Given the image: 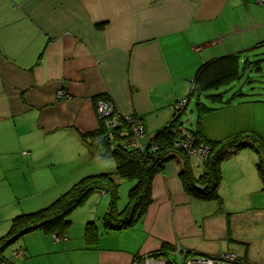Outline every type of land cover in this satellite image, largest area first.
<instances>
[{
  "label": "crops",
  "instance_id": "obj_1",
  "mask_svg": "<svg viewBox=\"0 0 264 264\" xmlns=\"http://www.w3.org/2000/svg\"><path fill=\"white\" fill-rule=\"evenodd\" d=\"M236 2L238 9L232 0H0V236L12 217L34 211L26 209L27 178L34 189L41 182L37 166L44 148L65 149L64 143L77 141L82 153L90 150L82 136L99 127L95 97L106 95L117 114L138 115L146 133L154 135L171 120L175 103L188 96L201 63L232 53L239 55L240 68L245 59L256 60L249 53L258 46L264 50V6L255 0ZM263 62L260 72L248 69L259 78L247 71L246 80L264 84ZM229 105L242 109L223 128L264 139V96ZM92 147V156L110 158L97 155L104 151L102 144ZM180 169V160L173 158L154 176L152 202L135 223L141 238L131 246H123L118 231L96 227L100 234L93 247H69L68 229L59 241L52 234L33 247L20 241L12 254L22 251L16 258L29 264L33 257L64 259L83 248L96 250V264H130L135 254L158 251L166 243L207 255L232 250L250 264H263L247 256V248L230 247L231 225H264L258 174L252 185L241 173L231 185L221 179L219 208L190 197ZM253 193L261 199H246ZM227 196L244 199L228 201Z\"/></svg>",
  "mask_w": 264,
  "mask_h": 264
},
{
  "label": "trees",
  "instance_id": "obj_2",
  "mask_svg": "<svg viewBox=\"0 0 264 264\" xmlns=\"http://www.w3.org/2000/svg\"><path fill=\"white\" fill-rule=\"evenodd\" d=\"M262 62L263 59L259 58L253 61L245 59L240 68L239 55L235 53L206 60L199 65L189 81L190 90L186 99L190 95L218 89L222 85L232 83L241 76L246 68H252L256 72H260ZM237 94L238 91L233 93L231 98H234ZM207 96L213 102H221L223 93L221 91L209 93ZM231 98L228 99L226 104L230 102ZM99 100L110 102L109 98L103 94L94 98V104L97 105ZM196 108V126L189 134L181 128L182 121L180 117L182 110L177 116L171 118L160 131L155 133L145 149L142 150L120 146V139L124 135L123 132H127L129 127L123 115L117 114L114 110L113 114L108 118H100L98 129L92 133L84 134L82 137L89 139L91 154L95 153L92 144H102L104 152L100 153V157L112 158L115 162L114 171L83 176L48 205L35 211L22 212L12 217L7 231L0 236V264H21L18 261L19 259L16 258L19 254L18 251H15V254L13 252L12 259L5 257L4 251L7 246L26 233L39 230L46 234H52V237L57 235L63 238L70 227L71 212L92 191L99 190L110 193L109 210H107L108 212L103 218V228L105 230L119 231L135 224L152 202V181L154 176L161 172L164 164L173 158H178L181 162L179 178L184 191L193 199L202 202L214 201L219 205V208H222L223 200L218 193V187L222 179L221 162L240 149L250 147L258 155L256 170L261 184L260 190L264 192V139L249 131L235 132L220 140L207 139L201 130V118L207 110L212 108L201 101L196 102ZM114 114H116L118 120V125L113 127L117 129L116 139L111 143L109 141V145L107 144L105 148L104 142H106L107 138L106 122ZM185 136L190 138L195 145L203 144L208 147V153L203 159L202 171L199 175L193 173L190 161L191 155L180 145L176 144L178 138L183 139ZM152 146H155L156 149L152 150ZM114 176L129 180L132 183L127 193V203L122 210L115 208L118 186ZM90 222L88 221L84 225L85 247L95 246L98 240L96 227ZM175 248L164 243L161 249L150 254L172 256L171 253H173L172 251ZM172 258L174 257L172 256Z\"/></svg>",
  "mask_w": 264,
  "mask_h": 264
},
{
  "label": "rangeland",
  "instance_id": "obj_3",
  "mask_svg": "<svg viewBox=\"0 0 264 264\" xmlns=\"http://www.w3.org/2000/svg\"><path fill=\"white\" fill-rule=\"evenodd\" d=\"M251 1L253 2V0ZM232 4L235 9L239 8V4L236 2V0H232ZM260 50L261 46H258L256 49L252 50V53H249V58H263L264 61V50L263 52H260ZM247 71L251 73L249 74L251 77H254L255 79L259 78L257 75H254L253 72H250L246 68L244 69L243 75L234 80L232 83L222 85L218 89H212L198 94L190 95L188 99H186L187 97H185V99H180V101H187L183 107V112L181 113L180 117L182 126L185 128L187 134H189V132L196 126L197 101H201L212 108L207 110L201 118V130L206 138L210 137L211 139H214V136L216 134H222V137L220 138L223 139V137L225 138L231 134H234L229 129L223 128L221 126L223 123H225L226 120H228L229 118L231 119L232 116H237V114L240 113L239 110L242 109V107L239 106V108H236L238 110H236L234 107L230 106L229 103L226 104L228 99L231 98V95L237 91L242 92V95H239L240 93H238L234 96V98H231V102L235 103L237 100H244L245 98L247 99L249 97L264 96V84L256 80H246ZM262 79L264 81L263 76ZM253 86L254 88H252ZM187 88L189 89V86ZM220 91L223 93L221 102H213L207 96L209 93ZM251 92L259 93H255L253 95L247 94ZM179 113V108H176L174 106L172 118L177 116ZM106 126L107 143L104 142L105 148L107 147V144L109 145V141L110 143L115 141V134L117 132L116 128L111 129L110 127H108V124H106ZM64 140L65 139L61 140V138H59V144H63ZM64 144L69 145V147L65 149H56V147L53 149L50 147L49 150H45L44 148V150L40 152L41 159L38 161L37 173L41 176V182H37V187H35L34 189V181L30 185L31 178L30 176H28L27 178L28 185L31 186L25 200V202L27 203L26 209H28V211H35L36 208L40 209L41 207L48 205L59 195L64 193L67 188L71 187L72 184L75 183L74 181L78 182L82 178V175L87 176L88 172L91 173L95 171L96 174L102 173V170L103 173L114 171L115 162L113 159H98L97 156H92L96 154V152L94 151L95 153L91 154L90 150L87 151L86 154L82 153L83 149L79 147L77 141L76 143L74 141L72 142V144L74 145H72L71 142ZM97 144L99 143H95V146H97ZM103 152L104 151H102V153ZM97 155L101 156L100 153H97ZM204 158L205 157L202 156H190L192 170L195 175L199 174ZM84 161L89 162L87 164L84 163ZM237 161H241L243 166H240L238 164L239 162ZM246 161H249V166L246 165ZM255 161H258V155L253 149H251L250 147L240 149L237 153L231 155L221 162L220 168L222 173V180H224V183L227 182L228 185H231L235 183L234 181L236 180L237 174L241 173L245 175L248 183L251 182L252 185V183L256 181L255 179L257 177ZM74 174L78 176H75L74 181H69V176ZM114 180L118 186V197L115 201V208H117L118 210H122L127 203V193L129 188L132 186V183H130L129 180L120 179L117 176H114ZM222 180L220 183H222ZM253 197L256 198L257 201L261 199V195H256L254 193L250 194L248 197H246V199L253 200ZM242 199H244V197L242 198L241 196L226 197V200L228 201H237ZM109 204L110 193H106V195H104L99 190H96L90 192L85 200L71 212V227L68 230L71 237L70 242H68L69 247L71 244L74 247L83 246L85 244L83 236L84 225H86L88 221H91L90 223L95 225V227H102L103 229V218L106 212H108L107 210H109ZM231 227L233 240L230 243V247L240 252H242L244 248H247V256L256 260H260L264 264V225H231ZM98 228L97 232L98 234H100V228ZM136 229H138L139 231ZM140 230L141 226L136 224L129 225L128 227L119 230V240L122 242L123 246H131L132 242L136 243V241L141 238ZM45 237L51 239V234L46 236V234L42 231H32L26 233L22 237H20L23 238L22 240H20L19 238L6 247L4 256L12 259V251L17 249L18 244L21 243L20 241L24 242L25 240L29 247H33L32 244H39V241ZM96 253V250L79 248L70 251L68 253L69 257H65L64 259L61 258L64 256H58L57 258H54L55 256L53 255L52 257L44 258L43 260H39L38 257H33L28 259L27 262L29 261V264H79L82 261V263L85 262V264H87L88 260L92 261L94 259L93 255H97ZM168 258L170 260L173 259L170 255L168 256ZM91 264H96L95 260L92 261Z\"/></svg>",
  "mask_w": 264,
  "mask_h": 264
},
{
  "label": "built area",
  "instance_id": "obj_4",
  "mask_svg": "<svg viewBox=\"0 0 264 264\" xmlns=\"http://www.w3.org/2000/svg\"><path fill=\"white\" fill-rule=\"evenodd\" d=\"M256 3L264 6V0H255ZM187 101L178 100L175 103V107L179 108L180 112ZM97 110L99 116L102 118H108L113 114L114 107L111 102L101 101L97 102ZM128 123V130L120 139V146L123 148L131 149H145L146 145L152 139L153 136L146 133L142 119L132 114L124 116ZM108 127L113 128L118 125L116 114L106 122ZM177 145H180L189 155L191 156H202L205 157L208 153V147L199 144L195 145L192 140L185 136L183 139L176 141ZM152 150L156 149L155 146L151 147ZM27 151L23 152L26 155ZM55 241H59L60 237L53 235ZM22 251L18 252L21 253ZM171 255L174 257L172 260L167 255H152L148 254H137L132 258L130 264H249L244 258L237 255L234 251L228 250L220 252L214 255H207L204 253L190 252L181 249L180 246L172 251ZM15 254V252H14Z\"/></svg>",
  "mask_w": 264,
  "mask_h": 264
},
{
  "label": "water",
  "instance_id": "obj_5",
  "mask_svg": "<svg viewBox=\"0 0 264 264\" xmlns=\"http://www.w3.org/2000/svg\"><path fill=\"white\" fill-rule=\"evenodd\" d=\"M102 117H104V116H102Z\"/></svg>",
  "mask_w": 264,
  "mask_h": 264
}]
</instances>
